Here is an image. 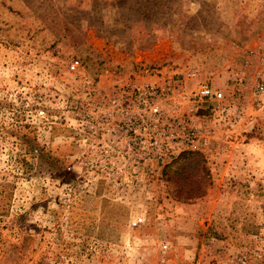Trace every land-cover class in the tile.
I'll return each instance as SVG.
<instances>
[{
	"label": "rangeland",
	"instance_id": "374dc122",
	"mask_svg": "<svg viewBox=\"0 0 264 264\" xmlns=\"http://www.w3.org/2000/svg\"><path fill=\"white\" fill-rule=\"evenodd\" d=\"M253 53L264 0H0V264H264ZM119 82L163 86L162 117L128 100L148 128L104 145L93 106Z\"/></svg>",
	"mask_w": 264,
	"mask_h": 264
},
{
	"label": "built area",
	"instance_id": "2783aa9c",
	"mask_svg": "<svg viewBox=\"0 0 264 264\" xmlns=\"http://www.w3.org/2000/svg\"><path fill=\"white\" fill-rule=\"evenodd\" d=\"M69 69L72 72H77L78 68L75 63H70ZM83 77V87L84 92L86 95L91 97L92 95L97 96L99 94V84L95 79H91L85 75ZM110 76H114L110 74ZM256 94L259 97H264V81H257L256 85ZM215 95V90L206 83H202L199 87L190 93L188 99L193 97H198L199 99L203 98H213ZM166 96V89L163 86L158 87L155 84H145V85H136L130 82H119L118 87H114L111 97L105 102L97 103V105L93 106V111H99L101 106L108 105L107 110L100 112L98 117L95 119V123L91 124V135L92 138L95 139L96 142L103 143L104 145H108L112 141H115L119 138V136H114L113 131L116 132H128L129 130H142L145 131L148 128V125L141 121L137 125L133 124L134 120L131 121V116H129L128 109L130 108L129 104H126L128 100L135 101L133 102V107L138 108L140 105L143 107H149V109L154 113L157 114L158 118H161V111H160V99L161 97ZM121 115L122 119L117 121V125L111 126L110 124L115 121L114 115ZM172 135V133H171ZM143 135H139V137H134L130 143L133 144L132 148H135L138 143L141 141V137ZM197 133L188 123V130L185 134L184 138L180 142L184 144L185 147L191 148L197 143ZM117 137V138H116ZM153 144L155 146L159 143L158 139L154 137L152 139ZM168 245L167 243H163L160 245L159 250L163 253L167 251ZM245 259H242L241 262L245 263Z\"/></svg>",
	"mask_w": 264,
	"mask_h": 264
},
{
	"label": "crops",
	"instance_id": "0c3cea01",
	"mask_svg": "<svg viewBox=\"0 0 264 264\" xmlns=\"http://www.w3.org/2000/svg\"><path fill=\"white\" fill-rule=\"evenodd\" d=\"M253 56H254V53L253 54H248L247 55V59H246V62H245V64H244V68L241 70V75H243V74H245V75H248V77L250 78L251 77V75L253 76V75H255V74H251V72L250 73H248V71H251V70H253V71H258V73L259 72H261V69L260 68H264V65H262V64H258L257 66L255 65V63L254 62H252V58H253ZM262 66V67H261ZM257 67H259V69H256ZM247 71V72H246ZM262 73V72H261ZM261 73H259V74H261Z\"/></svg>",
	"mask_w": 264,
	"mask_h": 264
}]
</instances>
